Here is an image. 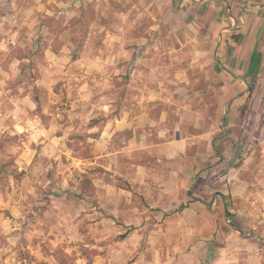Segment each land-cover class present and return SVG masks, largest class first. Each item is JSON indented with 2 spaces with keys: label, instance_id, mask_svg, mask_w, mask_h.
Segmentation results:
<instances>
[{
  "label": "rangeland",
  "instance_id": "374dc122",
  "mask_svg": "<svg viewBox=\"0 0 264 264\" xmlns=\"http://www.w3.org/2000/svg\"><path fill=\"white\" fill-rule=\"evenodd\" d=\"M188 7L0 0V264H101L96 256L130 231L93 229L87 210L54 224L39 203L51 200L47 177L68 156L90 158L83 154L98 132L92 121L104 118L93 117L91 102L105 101L103 92L113 112L143 105L158 118L164 109L168 126L179 122L174 133L189 137L183 163L194 160L197 197L163 218L159 232L174 239L159 241L160 256L148 224L137 249L145 264H264V0ZM56 136L65 138L43 143ZM85 173L93 174L81 173L79 184ZM95 192L78 195L91 200Z\"/></svg>",
  "mask_w": 264,
  "mask_h": 264
},
{
  "label": "crops",
  "instance_id": "0c3cea01",
  "mask_svg": "<svg viewBox=\"0 0 264 264\" xmlns=\"http://www.w3.org/2000/svg\"><path fill=\"white\" fill-rule=\"evenodd\" d=\"M209 1L171 0V3L174 10L181 12L188 11L189 5L205 8ZM103 61L110 65L115 60L108 57ZM153 70L158 73L157 69ZM163 91L150 90L153 97L163 96ZM109 94H100V99L105 100L103 102L98 99H95V103L91 102L90 112L93 117L94 113L104 115V118H94L90 127L91 132L98 131L94 136L88 137L92 156H68L69 162L60 164L58 171L47 177L51 200L46 199L39 203H45L46 217L53 214L54 224L62 223L63 218H67L69 214L77 217L87 210L84 216L92 222L90 227L93 229L96 224L98 227L107 224L115 225L116 228L120 225L128 226L125 231H130L125 239L118 241L113 247L110 246L105 253L97 255L96 263L145 264L146 253L137 251L141 240L147 236L144 230L150 223L156 226L148 236L150 242H157L156 247L155 244L152 245V251L155 256H160L162 250L157 248V244L164 240L172 242L174 233L159 232L163 229L158 226L163 225V218L173 214V210L180 203L185 206L187 199L193 197L190 176H195V171L192 170L195 164L192 158L193 162L188 160L189 163H183L189 137L174 133V129H179V122L176 121L175 126L174 123L168 126L167 112L164 109H161L162 115L158 118L151 116L143 105L129 106L125 103L113 112L117 107L113 108L109 102ZM131 94L129 91L125 96ZM143 94L144 92L140 93L141 96ZM82 107L76 106L74 109L85 112V107ZM152 110L158 111L155 106ZM162 125H165L164 130L157 135L156 131ZM64 138L65 136H56L43 140V143L52 147L54 143H62ZM213 147L215 148L214 144ZM90 170H94L90 176L96 187V195H92L91 200L78 195L81 188L77 178L81 173ZM195 183L196 181L193 186ZM195 197L197 196L193 199ZM46 222L47 219H41L42 224ZM79 223L80 221L76 225ZM168 252H172V247Z\"/></svg>",
  "mask_w": 264,
  "mask_h": 264
},
{
  "label": "trees",
  "instance_id": "16d2710c",
  "mask_svg": "<svg viewBox=\"0 0 264 264\" xmlns=\"http://www.w3.org/2000/svg\"><path fill=\"white\" fill-rule=\"evenodd\" d=\"M83 156L84 157H91L92 154H91V152L89 150H85ZM95 170H97V169H95ZM90 171H94V170H90ZM82 175L83 176L81 177V180H80V186H81V189H82V194H84V193L86 194L89 191H94L95 187H94L92 178L88 175V173H85V174H82ZM60 264H75V263H72V262L69 263L66 260L61 259L60 260Z\"/></svg>",
  "mask_w": 264,
  "mask_h": 264
},
{
  "label": "water",
  "instance_id": "95a60500",
  "mask_svg": "<svg viewBox=\"0 0 264 264\" xmlns=\"http://www.w3.org/2000/svg\"><path fill=\"white\" fill-rule=\"evenodd\" d=\"M224 123H225V119H223V125H224ZM196 184V183H195ZM236 229H238V227L237 226H235V225H233ZM242 235H244L243 233H241ZM263 243H264V241H263Z\"/></svg>",
  "mask_w": 264,
  "mask_h": 264
}]
</instances>
